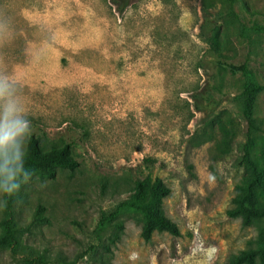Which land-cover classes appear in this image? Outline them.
<instances>
[{
	"label": "rangeland",
	"instance_id": "obj_1",
	"mask_svg": "<svg viewBox=\"0 0 264 264\" xmlns=\"http://www.w3.org/2000/svg\"><path fill=\"white\" fill-rule=\"evenodd\" d=\"M206 10L224 59L264 85V32L251 31L264 28V0H129L121 14L110 0H0V73L28 121L20 151L33 135L44 150L72 145L78 162L0 209V236L12 220L19 241L0 249V264H201L209 246L212 264H228L255 247L258 225L226 211L244 176L241 144L264 167V92L249 132L243 75L197 67ZM144 159L155 160L150 170ZM147 175L169 188L162 210L178 237L145 243L128 210L100 225ZM257 199L264 206V192ZM38 206L47 223L34 220Z\"/></svg>",
	"mask_w": 264,
	"mask_h": 264
},
{
	"label": "trees",
	"instance_id": "obj_2",
	"mask_svg": "<svg viewBox=\"0 0 264 264\" xmlns=\"http://www.w3.org/2000/svg\"><path fill=\"white\" fill-rule=\"evenodd\" d=\"M233 5L236 0H225ZM116 12L121 14L129 5V0H110ZM217 20L210 13L204 11V21L200 25V37L208 44L207 50L197 62L198 69L205 71L209 67H217L230 74L240 73L244 77L241 92L242 108L241 116L248 130L255 128L254 109L257 96L264 92V85L259 84L246 63L234 64L228 62L220 53V48L215 35ZM251 31L264 32V28L254 26ZM244 34V31H241ZM249 136V133H248ZM236 158V166L244 170V176L237 186V194L231 201L226 215L230 218H238L244 227H257L255 247L241 251L232 258L228 264H264V206L257 199V192H264V167H260L250 157V145L248 142L241 144ZM25 168L32 173V179L22 184L19 191L7 199V203L20 202L25 197L27 185L34 180H53L60 171L73 173L78 168V162L72 154V145L64 143L58 147L44 150L40 147L38 137L29 136L25 141V148L21 152ZM143 166L150 170L154 164L153 159H144ZM169 188L160 178H151L147 175L134 183L133 192L128 201L118 205L117 209L108 217L100 219V225L104 226L113 222L123 210L134 212L141 216L142 224L140 237L145 243H150L154 234L166 233L172 237H178L180 232L177 224L169 219L162 210L163 200L169 195ZM44 208L38 206L34 220L38 223H47L43 217ZM2 235L0 236V249L6 248L14 251L19 246L18 230L12 220L1 223ZM118 231L122 230L116 225ZM38 261L43 262L39 257Z\"/></svg>",
	"mask_w": 264,
	"mask_h": 264
},
{
	"label": "clouds",
	"instance_id": "obj_3",
	"mask_svg": "<svg viewBox=\"0 0 264 264\" xmlns=\"http://www.w3.org/2000/svg\"><path fill=\"white\" fill-rule=\"evenodd\" d=\"M5 25L0 23V31ZM15 87L8 74L0 73V209L7 206V199L15 195L22 184L32 179V173L25 168L20 151V138L28 131V121L20 115V108L14 99ZM216 249L209 246L202 249L201 264H212Z\"/></svg>",
	"mask_w": 264,
	"mask_h": 264
}]
</instances>
